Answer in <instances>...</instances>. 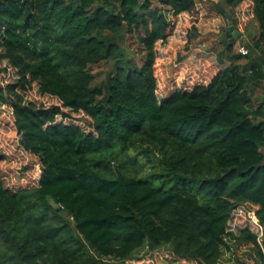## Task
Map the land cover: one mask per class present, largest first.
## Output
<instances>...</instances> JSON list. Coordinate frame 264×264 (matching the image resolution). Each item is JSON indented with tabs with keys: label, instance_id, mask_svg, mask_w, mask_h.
Listing matches in <instances>:
<instances>
[{
	"label": "trees",
	"instance_id": "trees-1",
	"mask_svg": "<svg viewBox=\"0 0 264 264\" xmlns=\"http://www.w3.org/2000/svg\"><path fill=\"white\" fill-rule=\"evenodd\" d=\"M197 1L0 0V109L41 165L14 188L0 148V264H222L246 245L229 264H264V0L219 5L239 34L217 64L180 56L167 94Z\"/></svg>",
	"mask_w": 264,
	"mask_h": 264
},
{
	"label": "rangeland",
	"instance_id": "rangeland-1",
	"mask_svg": "<svg viewBox=\"0 0 264 264\" xmlns=\"http://www.w3.org/2000/svg\"><path fill=\"white\" fill-rule=\"evenodd\" d=\"M156 2V0H154ZM219 5H224L227 13L231 12L225 2V0H198L197 6L194 10L193 24H196L199 35L195 38L192 44L185 48L180 44H173L169 48V57L167 61L161 64L162 74L164 76L165 90L167 94L171 92V86L173 83L174 75L178 71L179 63L178 60L180 56H184L187 63L191 65L192 63L198 62L200 58H207L218 63V52L224 48L222 39H227V32L231 25V19L228 15L220 12L218 9ZM168 17L172 20V12H168ZM236 29V28H235ZM254 27L251 26L248 31H243L241 37H239L234 46L236 53L245 52L243 48L245 40L246 43L251 44L253 38ZM239 34V31L236 35ZM235 35V36H236ZM126 45L130 50L131 58H135L140 64L142 61L143 49L139 42L138 35L128 36L126 39ZM241 62H245L242 60ZM230 65L227 60L224 66ZM111 67L108 61L102 62L99 65L93 67V72L96 73L98 80H102L107 76V73ZM33 97L47 104L51 103V100L46 97H40L39 95L33 93ZM255 106H259L264 101V82L256 90L254 96ZM13 116L12 110L9 106H2L0 109V148L4 150L7 154V160L3 163V172L7 176V181L15 188L24 184H35L41 174V165L38 159L31 153L25 151L19 143L20 136L18 135L16 129L13 127ZM250 253H255L251 250L250 246H241L235 248V256L226 254L222 264H229L230 262H235L236 257H240L242 260L247 261L251 259ZM164 262L158 253L153 261H149L147 264H158ZM251 261L249 264H252ZM186 264V263H180Z\"/></svg>",
	"mask_w": 264,
	"mask_h": 264
},
{
	"label": "water",
	"instance_id": "water-1",
	"mask_svg": "<svg viewBox=\"0 0 264 264\" xmlns=\"http://www.w3.org/2000/svg\"><path fill=\"white\" fill-rule=\"evenodd\" d=\"M236 27L234 25H231L229 28V31L227 32L228 36L236 35L238 33V30L235 29Z\"/></svg>",
	"mask_w": 264,
	"mask_h": 264
}]
</instances>
